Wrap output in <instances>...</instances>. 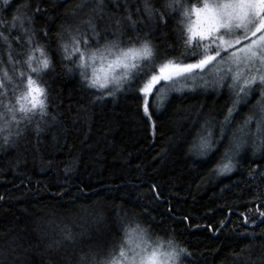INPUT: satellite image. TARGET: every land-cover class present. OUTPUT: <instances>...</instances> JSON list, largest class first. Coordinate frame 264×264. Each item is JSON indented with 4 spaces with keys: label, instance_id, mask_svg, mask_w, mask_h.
Segmentation results:
<instances>
[{
    "label": "trees",
    "instance_id": "16d2710c",
    "mask_svg": "<svg viewBox=\"0 0 264 264\" xmlns=\"http://www.w3.org/2000/svg\"><path fill=\"white\" fill-rule=\"evenodd\" d=\"M152 2L159 8L162 0ZM200 2L184 0L189 8ZM143 3L104 0L103 19L96 21L103 29L111 17L131 11L134 19H143L139 34L148 33L160 58L187 61L191 52L181 55L185 48L180 38L186 19L179 11L171 12L168 22L157 26L143 17ZM37 7L42 11L35 13L31 26L33 46L47 45L53 60L42 76L48 116L40 124L39 139L37 115L22 125L24 135L12 136L14 146L0 149V264H79L85 253L106 254L121 237L117 217L125 215L152 226L165 239L174 234L175 242L190 253L183 264H264V217L256 211L264 210V141L246 137L233 171L220 175L214 169L227 139L207 155L190 151L200 125L223 120L227 113L234 98L227 85L196 84L164 96L158 91L146 116L135 82L106 96L114 84L88 88L79 69L68 71L74 65L62 62L57 52L59 33L87 30L82 21L95 15L96 0H10L9 6L0 0V20L11 24L18 10L32 15ZM3 31L9 35L7 27ZM18 31L10 34L11 51L22 60L27 37L21 48L15 40ZM126 32L125 42L134 34L130 27ZM107 38H113L111 29ZM8 52V43L0 39V59L7 62ZM0 67L12 73L11 65ZM149 67L146 63L145 70ZM166 96L156 109V101ZM258 96L256 92L237 106L229 132L249 114ZM9 131L15 132V126L0 133V143ZM69 166L71 171H66ZM65 228L71 229L73 240L64 239Z\"/></svg>",
    "mask_w": 264,
    "mask_h": 264
},
{
    "label": "snow or ice",
    "instance_id": "6c2138e0",
    "mask_svg": "<svg viewBox=\"0 0 264 264\" xmlns=\"http://www.w3.org/2000/svg\"><path fill=\"white\" fill-rule=\"evenodd\" d=\"M3 5L9 6L10 0H3ZM40 11L37 7L32 15H28L18 10L11 24L0 20V39L7 42L9 47L7 62L0 59V65L6 63L12 68L10 74L7 67H0L3 74L0 78V121H3L0 133L10 125L15 126V132L9 131L3 135L0 149L14 146L16 141L12 136L20 138L24 135L26 127L22 125L24 122L30 124L37 115L40 120L35 131L39 139L43 131L40 124L48 116V92L42 76L52 67L53 60L47 45L39 43L33 46L35 30L31 27L35 13ZM93 11L95 15L82 21L87 25L86 31L82 32L79 27L67 29L66 34L62 32L57 37V52L61 54L62 62L74 65V68H68L70 72L79 69L81 80L88 88L105 89L109 84H114L113 90L104 93L113 96L116 91L123 90L125 84L135 82L144 99V113L148 116L152 106L151 96L160 91L162 81L175 85L178 79L199 73L203 81L199 86L222 87L226 84L234 98L223 120L216 123L205 121L200 125L190 151L196 155H207L227 139L214 169L220 175L233 171L236 157L247 142L246 137L251 134L264 141V0H202L190 8L184 0H162L159 8L154 6L152 0H144L142 15L157 26L166 24L171 12L179 11L183 19L189 20L180 38H183L185 48L181 55H187L189 51L191 55L187 61L180 62L174 58L159 57L158 46L147 38L148 33L144 37L139 34L138 25L143 23V19H134L131 11L126 16L111 17L103 29L96 18L103 19L104 0H96ZM137 14H140L139 8ZM192 17L195 19L192 20ZM5 27L9 32L7 36L3 31ZM129 27L134 34L128 35L125 42L123 37L127 35L126 29ZM17 29L15 40L21 48L25 46L24 38L27 37L28 51L22 60L17 59L11 51L10 34ZM109 29L112 39L107 38ZM47 36L48 32L44 31L43 38ZM146 63L150 65L147 70ZM213 68L215 79H205L204 74ZM196 86L195 83L183 84L175 90ZM256 92L259 96L249 114L229 132L237 106L247 103L249 96ZM253 121L255 131L251 128ZM65 170L71 171V167ZM256 211L260 217H264V210L258 208ZM117 220L121 230L119 241L106 254L90 252L81 255L79 264H183V258L190 256L186 247L175 242L174 234L165 239L152 226L145 227L135 217L127 215L118 216ZM245 223H248L247 217ZM159 231L167 235L166 229L160 228ZM61 232L65 240H73L71 229L65 228ZM97 256L103 258L97 259Z\"/></svg>",
    "mask_w": 264,
    "mask_h": 264
},
{
    "label": "rangeland",
    "instance_id": "374dc122",
    "mask_svg": "<svg viewBox=\"0 0 264 264\" xmlns=\"http://www.w3.org/2000/svg\"><path fill=\"white\" fill-rule=\"evenodd\" d=\"M192 20H194L195 19V17H192L191 18ZM189 23V20H187L186 19V24H185V26L187 25ZM97 64H99V61L97 62ZM226 67V66H225ZM118 71H120V70H118ZM214 71H215V69L213 68V69H209V71L207 72V73H205L204 74V78L205 79H208V80H213V79H215V76L213 75V73H214ZM166 82V84L165 85H163V84H160V87H162L161 89H160V91H159V94H161L162 96H164L165 94H166V92L167 91H171V90H174L175 88H180L181 87V85H183V84H188V85H190V84H203V81L200 79V74L199 73H197V75L196 76H192V75H189L186 79H178L177 80V82H176V84L175 85H173L171 82H169V81H164L163 83H165ZM209 87H214V86H209ZM11 94V93H10Z\"/></svg>",
    "mask_w": 264,
    "mask_h": 264
},
{
    "label": "bare ground",
    "instance_id": "6f19581e",
    "mask_svg": "<svg viewBox=\"0 0 264 264\" xmlns=\"http://www.w3.org/2000/svg\"><path fill=\"white\" fill-rule=\"evenodd\" d=\"M97 62H98V61H97ZM200 90L206 92L207 90H210V89H209V88H208V89H202V88H201V89H199V91H200ZM252 95H253V94H252ZM157 98H158V97H157ZM166 99H167V96L164 97L163 99H162V97H161L160 99H158V100L156 99V100H157V101H156L157 105L155 106V108H156V109H160L159 105H162V106H163V104L166 102ZM158 104H159V105H158ZM149 122L152 124L151 119H149ZM252 125H253V126L256 125L254 121L252 122L251 126H252ZM152 126H153V124H152ZM253 126H252V128H253Z\"/></svg>",
    "mask_w": 264,
    "mask_h": 264
}]
</instances>
